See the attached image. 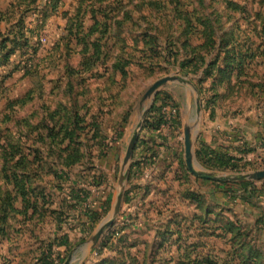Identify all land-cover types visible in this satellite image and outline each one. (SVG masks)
Segmentation results:
<instances>
[{
	"label": "rangeland",
	"instance_id": "obj_1",
	"mask_svg": "<svg viewBox=\"0 0 264 264\" xmlns=\"http://www.w3.org/2000/svg\"><path fill=\"white\" fill-rule=\"evenodd\" d=\"M186 128L196 171H264V0H0V264L64 235L71 264H264V198L191 175Z\"/></svg>",
	"mask_w": 264,
	"mask_h": 264
},
{
	"label": "water",
	"instance_id": "obj_2",
	"mask_svg": "<svg viewBox=\"0 0 264 264\" xmlns=\"http://www.w3.org/2000/svg\"><path fill=\"white\" fill-rule=\"evenodd\" d=\"M172 82H178V79L174 77H169L162 79L160 81L155 82L147 91L145 98H150L153 95L156 94V92L162 88L163 86L167 85L168 83ZM199 111V108L198 110ZM140 128V125L138 126ZM137 143V134H135L130 142V144L127 147L126 154L124 157V160L122 162V169H129L130 162L132 159L133 150L135 149V145ZM184 159H185V165L187 167V170L191 175L197 178H201L208 181H214V182H233V183H244V182H256L264 180V171H258L254 172L252 174L248 175H236V176H216L214 174H208L204 172H199L194 169V162H193V153H192V142H191V135L189 132V129H185L184 131ZM126 179V177L123 176L122 182ZM121 200H122V193L117 197L116 204L114 207V213L117 214L119 212V208L121 206ZM112 222L103 225L98 229V231L95 233L93 239V244H95L99 238L101 237L103 231L105 228L109 227ZM64 264H71V257L68 258V260Z\"/></svg>",
	"mask_w": 264,
	"mask_h": 264
},
{
	"label": "trees",
	"instance_id": "obj_3",
	"mask_svg": "<svg viewBox=\"0 0 264 264\" xmlns=\"http://www.w3.org/2000/svg\"><path fill=\"white\" fill-rule=\"evenodd\" d=\"M8 35H12V33L8 32L7 33ZM28 39L25 40V46H27ZM8 43H13L15 44L16 43V40L15 41H10L9 39H4V41L2 42V50H5L6 49V44ZM16 48L17 47H20V45L18 43H16L14 45ZM10 54V53H8ZM9 58V55H5L3 57L4 60H8ZM160 102L162 103L160 105V107H157L156 109H153L154 111L152 112H155V114L153 115L152 118H154V122L151 124V129H153L154 131H157L159 130V128L161 127L162 124H164V117L162 115V107L167 104V100L166 99H161ZM149 127H150V124H149ZM121 139H119L118 142H120ZM147 152H149V149L147 150ZM211 155H213L215 157V160H216V163H218L220 165V167H223L226 162H228V160L225 158V157H222L214 152L211 153ZM211 156H208L206 153H202V154H199L198 155V159L199 160H203L205 163L209 164L212 168H213V163L210 159ZM132 167V166H131ZM217 167V166H216ZM241 190L240 192L243 193V198L242 200L245 202V203H249L250 202V198L252 197H256L257 198H264V187L262 188H257L255 185H252V184H248V183H242V184H239L237 185ZM109 201H110V198L107 197L106 200H105V206L107 205L108 207V204H109ZM79 206H80V203H79ZM106 207V208H107ZM80 208V207H78ZM85 216L86 218L88 219L89 222H91L93 224L92 221H94L95 219H98L99 215H97V213H93L92 211H87V213H85ZM258 222H262V220H258ZM264 225V223H263ZM91 226V224H90ZM59 247H64L66 248V252L70 251L71 250V242L69 241V237L68 235H64L58 239H56L52 244H48L46 249L47 251H43L42 253H40V256L38 257L37 259V262L38 264H56V259L58 258V254L56 253L55 254V248H59Z\"/></svg>",
	"mask_w": 264,
	"mask_h": 264
},
{
	"label": "built area",
	"instance_id": "obj_4",
	"mask_svg": "<svg viewBox=\"0 0 264 264\" xmlns=\"http://www.w3.org/2000/svg\"><path fill=\"white\" fill-rule=\"evenodd\" d=\"M162 115L164 117L165 120H167V123H170L171 120H174V118H176V110L174 109V107L172 106V104L167 103L162 107Z\"/></svg>",
	"mask_w": 264,
	"mask_h": 264
},
{
	"label": "crops",
	"instance_id": "obj_5",
	"mask_svg": "<svg viewBox=\"0 0 264 264\" xmlns=\"http://www.w3.org/2000/svg\"><path fill=\"white\" fill-rule=\"evenodd\" d=\"M131 166V165H130ZM69 237V236H68ZM69 239H70V237H69ZM71 240V239H70ZM69 240V241H70ZM64 251L66 252V248H64V247H59V248H55V254L57 253L58 254V256L59 255H63V253H64ZM81 252V255H84V251H83V249H81V248H79V247H76L74 250H71V253H70V256L69 257H71L72 256V254H75V252Z\"/></svg>",
	"mask_w": 264,
	"mask_h": 264
}]
</instances>
